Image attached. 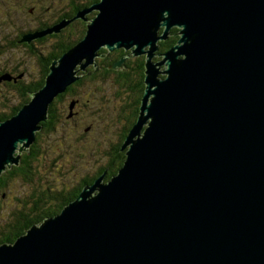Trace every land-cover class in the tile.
Masks as SVG:
<instances>
[{
  "label": "water",
  "instance_id": "obj_1",
  "mask_svg": "<svg viewBox=\"0 0 264 264\" xmlns=\"http://www.w3.org/2000/svg\"><path fill=\"white\" fill-rule=\"evenodd\" d=\"M75 18L87 21L84 37L0 121V174L103 47L130 49L110 68L146 55L125 159L0 244V264H264V0H100L28 40ZM173 27L179 38L153 62Z\"/></svg>",
  "mask_w": 264,
  "mask_h": 264
},
{
  "label": "trees",
  "instance_id": "obj_2",
  "mask_svg": "<svg viewBox=\"0 0 264 264\" xmlns=\"http://www.w3.org/2000/svg\"><path fill=\"white\" fill-rule=\"evenodd\" d=\"M99 1L100 0H83V2H78V0H69L68 8L61 9L58 12V16H55L50 22L42 20V23L34 29H39L41 31L62 20L73 18L78 11L85 9L92 3ZM4 5H7V7H15V10L19 12L18 6L20 5L17 4V0H0V9L1 6ZM96 12L97 10H95L94 13L91 12L92 14L90 13V17H93ZM86 18H89L87 14ZM74 24H77L78 29L77 27L72 28ZM86 28L87 21L84 18L71 19L70 22L59 32L41 35L32 39L30 42L23 41V43H26L24 45L27 49L24 47L16 48V50L22 49V53L24 52L25 56L36 58L35 61L39 65L38 72L40 73V76L36 82H29L31 80H28V78H22L16 84L8 83V87L16 86L13 88V90L17 93V95H14L11 91H9V94L18 97L20 101L18 105L11 107L10 113L7 111L6 114H0V120L14 115L19 110V108H21L31 99V94L44 84L45 77L49 72L51 62L54 59L59 58L64 52H66L75 43L82 39L85 35ZM65 30L68 32V34L75 37L73 39L67 38V40L62 41L61 38L63 37ZM178 30V27L171 28L168 37L158 42V53H164L176 43L179 37ZM50 38L57 39V41L50 49H48L49 45L47 42ZM11 51L12 50H10V53ZM4 52V48L0 49V56ZM128 53H130V49L126 50L124 48H118L112 51L107 50L105 47L99 49L96 54L103 55H97L94 58V63L87 65L84 70H79L77 74L82 73V75L72 83L68 84L64 91L58 93L57 96L52 99L48 107L47 118L43 121H40L41 129L36 131L35 140L30 145L29 152H22L19 165H12L10 168H6L4 171H2L0 174V197L1 199L7 198L8 195L6 191V194H3L4 190L8 188L10 182L17 178H23L28 184H32L34 180L33 173L35 172V169L33 167L35 160L38 158L40 153L46 157L50 155L48 150H45V148L39 149L38 146L43 133L45 136L55 135L56 131H58L59 128L63 126V124L65 126V124H68V121L72 120L76 113V106L79 104H87L86 98H82L84 91L87 90L88 94L93 95L94 93L101 94L105 92L107 88H112L113 97H115V94L119 98H122V96L125 95L127 96V99L123 100L124 102L122 105L120 104L116 107L117 102L115 104L116 119L117 122L120 123V127L118 129L119 133L117 134L115 141L110 142L108 147L104 149V156L97 166L96 173L92 176L83 178L75 186L70 188L63 187L53 189L52 187H49V185H32V189H30L26 195L15 199L17 205H14L9 210L7 213L8 215L4 218V220L0 222V244L14 242L16 238L24 234L31 225L39 224L45 218L57 214L65 204L79 195L81 189L85 185L92 183L94 179L102 174L105 170V180H108L111 176L116 174L118 169L122 166L125 159V149H121V145L129 129L136 121L139 113L140 100L145 88V54L139 56H129L128 58L125 57V60L122 64L123 67L110 68L111 64L121 57L126 56ZM12 64H16L18 70H24L27 74L26 67L23 66L22 63L15 62ZM6 68V66L0 68V74ZM160 76L164 77L165 75L161 74ZM90 81L92 82L93 86L90 88V90H88L86 83ZM0 84H4V82H0ZM5 85H7V82ZM68 95L70 96L67 97ZM88 104H92L93 106L94 100L92 103H90V99L88 97ZM92 124L93 123H91V125H83L82 127L85 129H83L80 134L76 136V140L74 141H80V143H83L84 136L87 140L88 133L85 132H87L89 128L91 130L93 127ZM62 132L63 135L57 137V139H60V142L61 140L71 141V133L75 135L73 129L67 130L64 128ZM64 146L68 150L75 151L73 152L74 158L83 154V145H80L81 151H79L78 147H76V144L72 142L71 145L68 143ZM50 156L49 161L52 163L53 160L50 158ZM4 195L5 197L2 198Z\"/></svg>",
  "mask_w": 264,
  "mask_h": 264
},
{
  "label": "rangeland",
  "instance_id": "obj_3",
  "mask_svg": "<svg viewBox=\"0 0 264 264\" xmlns=\"http://www.w3.org/2000/svg\"><path fill=\"white\" fill-rule=\"evenodd\" d=\"M78 2H83V0H78ZM96 3H92L89 7L95 5ZM17 4L20 5L18 6L19 12L15 11L16 20L13 23V26L20 28L31 26V28L34 29L42 23V20L50 22L55 16H58V12L61 9L68 8L69 0H17ZM89 7L87 6V8ZM27 8L29 11L27 10ZM94 11L95 9H92L89 13H87V15L89 16L88 19L93 18L90 17V13H94ZM74 27H77V24H74L72 28ZM1 29L3 30V32H7L4 34L10 33L9 29L2 27ZM161 31L162 28H160V32ZM74 37L75 36L68 34V32L65 30L61 40L64 41L67 40V38L73 39ZM56 41L57 39L50 38L47 42V44L49 45L48 49H50ZM159 54L163 53H157V55ZM157 55H154L153 62L162 60V56L159 55L161 57H157ZM35 59L36 58L25 56V53H22V49H13L11 53L10 50H7L0 56V68L5 66L8 67L10 64L15 62H20L23 66L26 67L27 71V74L24 72V79L28 78V80H31L29 82H36L37 79H39L38 77L40 76V73L38 72L39 65L38 63H36ZM164 66L165 65L163 64L160 69H163ZM79 74L82 75V73ZM86 84L88 90H90V88L93 86L91 81ZM9 91H11L14 95H17V93L13 89L0 84V114H6L7 111L8 113H10L11 107H15L19 104V98L10 95ZM82 95L83 97H81L83 99L84 97L86 98L87 104L88 97L90 99V103H92L94 100V105H77L75 108L76 113L72 120L68 121V124H65V126L63 124V126H61L59 130L56 131L55 135L45 136V134L43 133L38 145L39 149L45 148V150H48V153H50L51 155L49 156L53 161L51 163L49 161V156L46 157L45 155H41L40 153L38 158L34 162L33 168L35 169V172L33 173L34 180L32 184H28L26 181H24L23 178H17L10 182L8 188H6L3 193H7V198H4L5 195L2 196V198L4 199H1L0 197V222H2L8 215L7 213L9 212V210L14 205H17L15 199L26 195V193L30 191V189H32V185H49V187H52L53 189L63 187L70 188L72 186H75L83 178L92 176L96 173L97 166L104 156V149L108 147V144L110 142H114L117 138L120 123L117 122L115 110L117 106L123 104V100L127 99V96L124 95L122 96V98H119L115 94V97H113L112 88H107V90L101 94L94 93L93 95L88 94V91L86 90ZM69 96L70 95H68L67 97ZM116 102L117 105L115 107ZM7 118H4L3 120ZM91 123H93V127L91 128V130L89 128V130L85 132L88 133L87 140L84 136L83 143H80V141H74L76 140V136L79 135L83 129H85L82 126L86 124L91 125ZM64 128H66L67 130H74L75 135L71 133V141L61 140L60 142V139H57V137L63 135L62 131ZM71 142L76 144V147H78L79 151H81L80 145L84 146L82 155L74 158L73 152L75 151L68 150L64 146L68 143L69 145H71ZM15 154H17V151ZM20 160L17 165L20 164ZM17 165L14 164V166Z\"/></svg>",
  "mask_w": 264,
  "mask_h": 264
},
{
  "label": "flooded vegetation",
  "instance_id": "obj_4",
  "mask_svg": "<svg viewBox=\"0 0 264 264\" xmlns=\"http://www.w3.org/2000/svg\"><path fill=\"white\" fill-rule=\"evenodd\" d=\"M15 7L9 6L7 7V5L1 6L0 9V49L4 48L5 51L7 50H13L16 48H26V46L23 43V41H31L28 40V36L32 35V33L34 32H38L40 31L39 29H31V26L28 27H16L13 26L14 22H15ZM31 11V9H30ZM12 26V27H10ZM2 28H6L10 30V33L8 34H4L7 32H3ZM31 29V30H30ZM31 37V36H30ZM25 39V40H24ZM9 48V49H8ZM3 70V69H1ZM15 71V72H14ZM19 72V73H16ZM25 71H21L18 70L16 64H10L1 74H0V82H4L3 85H5V83L7 82V86L8 87V83L10 84H16L19 80H21L22 78L24 79V73ZM16 86H12V87H8V88H15Z\"/></svg>",
  "mask_w": 264,
  "mask_h": 264
},
{
  "label": "bare ground",
  "instance_id": "obj_5",
  "mask_svg": "<svg viewBox=\"0 0 264 264\" xmlns=\"http://www.w3.org/2000/svg\"><path fill=\"white\" fill-rule=\"evenodd\" d=\"M159 55H161L163 57V54H159Z\"/></svg>",
  "mask_w": 264,
  "mask_h": 264
}]
</instances>
